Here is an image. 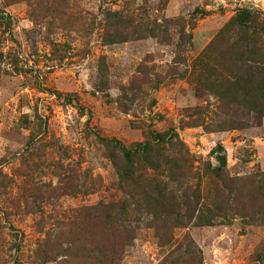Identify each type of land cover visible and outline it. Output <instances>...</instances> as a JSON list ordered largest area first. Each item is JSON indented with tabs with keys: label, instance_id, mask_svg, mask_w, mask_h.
Listing matches in <instances>:
<instances>
[{
	"label": "rangeland",
	"instance_id": "374dc122",
	"mask_svg": "<svg viewBox=\"0 0 264 264\" xmlns=\"http://www.w3.org/2000/svg\"><path fill=\"white\" fill-rule=\"evenodd\" d=\"M0 264H264V0H0Z\"/></svg>",
	"mask_w": 264,
	"mask_h": 264
},
{
	"label": "trees",
	"instance_id": "16d2710c",
	"mask_svg": "<svg viewBox=\"0 0 264 264\" xmlns=\"http://www.w3.org/2000/svg\"><path fill=\"white\" fill-rule=\"evenodd\" d=\"M248 17V16H247ZM241 23V25H245V23H243L242 21H240ZM239 46L241 47V48H248L249 46H248V44H247V42L246 41H243V42H240V44H239ZM256 57H258V56H254V54L253 55H251V56H249L248 58H245L244 56L241 58V60H240V63L241 64H243L244 66H249L248 65V62L249 61H254L255 62V60L257 59ZM251 111H255L254 110V108H252V109H250ZM236 125H238L237 123H234V124H231L229 127H228V129H230V128H234V127H236ZM153 133V137H154V140L155 141H158V142H163L165 139H164V137H161V135L160 134H156L155 132H152ZM159 144L160 143H158V144H156V147L157 148H159ZM123 149V152H124V155H125V157L127 158V159H129L130 158V156H132V154L134 155V154H139L140 152H147L148 150H149V146H148V144L146 143V142H144V143H137L136 144V146L135 147H133V148H129V149H127V148H122ZM152 150V149H151ZM216 160H217V162H218V166H216L215 168H214V171H215V173H218L224 166H225V163H226V158H225V155L224 154H222V155H217L216 156ZM165 161V160H164ZM154 167H158L159 166V164L158 163H155V164H152Z\"/></svg>",
	"mask_w": 264,
	"mask_h": 264
}]
</instances>
